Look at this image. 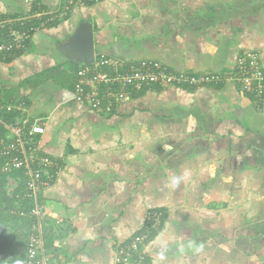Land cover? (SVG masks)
Segmentation results:
<instances>
[{
    "label": "crops",
    "instance_id": "1",
    "mask_svg": "<svg viewBox=\"0 0 264 264\" xmlns=\"http://www.w3.org/2000/svg\"><path fill=\"white\" fill-rule=\"evenodd\" d=\"M62 4L0 0V23L37 28L0 54V99L25 106L0 116L40 118L39 148L59 164L39 195L51 264H113L151 211L149 264H264V96L232 79L166 86L103 115L73 96L80 62L60 50L88 22L94 55L227 74L252 50L264 66V0H83L57 16Z\"/></svg>",
    "mask_w": 264,
    "mask_h": 264
},
{
    "label": "built area",
    "instance_id": "2",
    "mask_svg": "<svg viewBox=\"0 0 264 264\" xmlns=\"http://www.w3.org/2000/svg\"><path fill=\"white\" fill-rule=\"evenodd\" d=\"M26 1L28 4L34 2ZM82 1L62 0V7L56 15L65 16L71 7ZM28 21L26 16H17L0 23V30L6 29L4 33L0 31V54H3V58L10 56L14 50L25 48V43L37 29ZM13 24L17 27H13ZM72 73L75 77L73 96L103 115L111 114L133 95L166 86H216L226 79H232L241 90L251 92L258 101L264 96V66L258 54L252 50L238 54L234 70L227 74L171 70L157 60L127 61L101 53L94 55L89 63L80 62ZM16 108L25 110L22 104L4 103L0 99V113L3 109L11 111ZM4 129V138L0 142V173L15 182L12 193L22 183L20 192L15 195L16 210L13 212L30 220L22 256L6 264H51V254L44 243L45 211L39 195L53 183L59 164L39 148V137L44 133L40 118L6 123ZM160 222L159 212H149L140 231L116 244L113 264H149L145 245L151 229Z\"/></svg>",
    "mask_w": 264,
    "mask_h": 264
},
{
    "label": "trees",
    "instance_id": "3",
    "mask_svg": "<svg viewBox=\"0 0 264 264\" xmlns=\"http://www.w3.org/2000/svg\"><path fill=\"white\" fill-rule=\"evenodd\" d=\"M76 67L72 69L75 70ZM11 113H7V115L0 116V142L4 138V124L11 121L10 117ZM6 179V175L0 173V263L6 264L14 262L23 254L24 246L26 242V236H27V229L29 226V218L25 216H21L17 213H14L13 211L16 210V193L20 192V188H22V183L19 185V188L14 190V192L10 195V197L7 196V194L2 190V187L4 185ZM25 207H28L26 204ZM11 212H10V210ZM27 210V208H26ZM17 218H20L23 223L21 224V227H24L25 232L20 233L18 229L15 226V221ZM160 225V224H159ZM152 230L150 231V233ZM44 243L45 247L49 248L46 244V238L44 237ZM21 247L23 248L22 254H20L16 248Z\"/></svg>",
    "mask_w": 264,
    "mask_h": 264
},
{
    "label": "water",
    "instance_id": "4",
    "mask_svg": "<svg viewBox=\"0 0 264 264\" xmlns=\"http://www.w3.org/2000/svg\"><path fill=\"white\" fill-rule=\"evenodd\" d=\"M60 50L74 65L78 62L89 63L94 56L91 25L88 22H81L61 45Z\"/></svg>",
    "mask_w": 264,
    "mask_h": 264
},
{
    "label": "rangeland",
    "instance_id": "5",
    "mask_svg": "<svg viewBox=\"0 0 264 264\" xmlns=\"http://www.w3.org/2000/svg\"><path fill=\"white\" fill-rule=\"evenodd\" d=\"M14 185H15V182L10 181V180H8V179H5V182H4V185H3V187H2V190L7 194L8 197H10V195H11V193H12V191H13V188H15ZM9 210H10V209H9ZM10 212H11V210H10ZM22 223H23V221H22L20 218H17L16 221H15V226H16V228L18 229V231H19L20 233H24V232H25L24 227H21V224H22ZM43 228L45 229V224H43ZM43 232L45 233V231H43ZM16 249H17V251H18L20 254H22L23 248L18 247V248H16ZM0 264H1V263H0Z\"/></svg>",
    "mask_w": 264,
    "mask_h": 264
},
{
    "label": "clouds",
    "instance_id": "6",
    "mask_svg": "<svg viewBox=\"0 0 264 264\" xmlns=\"http://www.w3.org/2000/svg\"><path fill=\"white\" fill-rule=\"evenodd\" d=\"M180 182V177H173L172 178V184L173 185H176V184H178Z\"/></svg>",
    "mask_w": 264,
    "mask_h": 264
}]
</instances>
